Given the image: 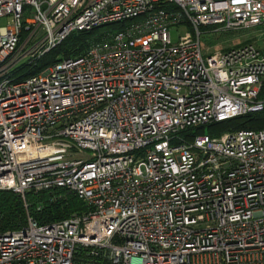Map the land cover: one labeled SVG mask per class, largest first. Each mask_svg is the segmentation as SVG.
Segmentation results:
<instances>
[{
  "label": "built area",
  "instance_id": "obj_1",
  "mask_svg": "<svg viewBox=\"0 0 264 264\" xmlns=\"http://www.w3.org/2000/svg\"><path fill=\"white\" fill-rule=\"evenodd\" d=\"M1 19L0 189L64 188L87 210L0 232V264H76L80 247L81 264H264V127L196 132L264 110V41L201 45L204 26H264V0H0Z\"/></svg>",
  "mask_w": 264,
  "mask_h": 264
},
{
  "label": "trees",
  "instance_id": "obj_2",
  "mask_svg": "<svg viewBox=\"0 0 264 264\" xmlns=\"http://www.w3.org/2000/svg\"><path fill=\"white\" fill-rule=\"evenodd\" d=\"M112 25L115 28L114 30L121 27L119 24ZM98 29L73 32L40 59L34 62H26L16 68L14 71L15 76L18 79H25L41 72L65 57L84 53L93 40L101 37V34H96ZM261 97H264V79L261 88ZM262 127H264V110L237 116L225 121L202 125L196 127V132H206L217 136L229 130L257 129ZM185 131L188 132L190 129ZM86 210L87 206L85 202L74 192L64 188H55L39 192L29 191L26 193L25 198L12 190L0 189V232L23 228L27 224L29 215L37 220L39 224L43 225L62 220L75 213H82ZM85 256L86 250L80 247L76 253V264H81L82 257ZM89 262L93 264L96 260Z\"/></svg>",
  "mask_w": 264,
  "mask_h": 264
},
{
  "label": "rangeland",
  "instance_id": "obj_3",
  "mask_svg": "<svg viewBox=\"0 0 264 264\" xmlns=\"http://www.w3.org/2000/svg\"><path fill=\"white\" fill-rule=\"evenodd\" d=\"M0 24H5V20L1 19ZM218 26H207L202 27V36H201V45L204 52L205 57L219 53L231 48H235L239 45H242L247 42H252L260 47L263 46L264 41V29L262 27H249L242 30H232V31H224L218 30ZM261 28V29H259ZM113 25H105L100 27L96 34H101L109 31H115ZM188 27L186 25H182L180 27H172V39L177 41L179 36L186 32ZM43 34V31H40L37 36ZM28 33L24 32L23 39H26ZM26 62H23L24 64ZM21 64V65H22ZM92 151L84 150V155H91Z\"/></svg>",
  "mask_w": 264,
  "mask_h": 264
}]
</instances>
